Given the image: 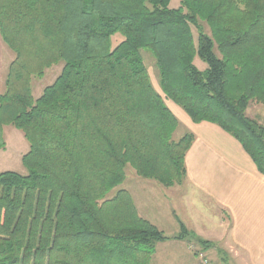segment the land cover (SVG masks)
Segmentation results:
<instances>
[{"label":"trees","instance_id":"1","mask_svg":"<svg viewBox=\"0 0 264 264\" xmlns=\"http://www.w3.org/2000/svg\"><path fill=\"white\" fill-rule=\"evenodd\" d=\"M172 1L0 0V39L15 55L0 150L6 126L29 144L26 174L0 173V264H149L171 238L127 190L110 194L126 167L165 188L185 180L194 135L175 138L166 101L232 136L264 176V126L246 116L250 102L264 103V0ZM55 65L34 98L33 79ZM180 226L172 238L191 236Z\"/></svg>","mask_w":264,"mask_h":264},{"label":"crops","instance_id":"2","mask_svg":"<svg viewBox=\"0 0 264 264\" xmlns=\"http://www.w3.org/2000/svg\"><path fill=\"white\" fill-rule=\"evenodd\" d=\"M177 108L174 115L194 135L185 156L186 178L179 186L191 236L164 234L171 239L156 245L149 264H200L195 254L199 244L192 237L212 245L204 252L215 264H264V176L232 136L209 122L192 123ZM150 190L142 187L131 194L139 215L149 209L145 218L162 232L165 217L181 223L171 207L162 213L149 202Z\"/></svg>","mask_w":264,"mask_h":264},{"label":"rangeland","instance_id":"3","mask_svg":"<svg viewBox=\"0 0 264 264\" xmlns=\"http://www.w3.org/2000/svg\"><path fill=\"white\" fill-rule=\"evenodd\" d=\"M178 5H179V0L172 1V6L174 8H177ZM117 40L119 42V39H116L114 41L115 44L118 43ZM141 56H142L145 66L147 67L151 82L154 88L159 92L158 70H157L155 59L150 53L146 52L145 50L141 51ZM14 57H15L14 52L6 44H4L2 40L0 39V94H2L5 91V79L7 76L8 67H9V64L13 61ZM196 65L198 66L200 70L205 69V65L199 61H196ZM61 68H62V65L52 66L51 68L45 71V74L42 78L33 79L32 94L34 98H37L41 94L42 90L54 81V79L59 74ZM166 104L171 109L170 111L173 114H174V111L176 112L178 111L177 106H175L171 102L166 101ZM246 116L257 121L260 125L264 126V103H256L254 101L250 102L249 107L246 110ZM186 132L187 133L189 132L186 126L182 124V122L179 121V128L175 134V138L176 139L179 138ZM3 136H4V140L6 144V152L0 153V173L1 172H16L19 174H26V169L22 165L21 157L24 154H26L29 150L28 142L24 138L23 134L12 126L4 127ZM179 186L180 185H176L172 188H165L164 186L160 185L159 183L155 181L146 180V179L138 177L135 174L133 169H131L130 167H126L124 182L122 183V185L116 188L110 195L112 196L114 192L120 188L125 189V190L127 189L128 192L129 190L133 191L131 193L129 192V194L131 195L134 192L136 194V191L137 189L139 190V188L142 189V187H149L151 189L149 191L150 194L148 195L149 202L156 209L161 210L162 213L165 212V209H170L169 207H171L174 210L175 215L183 219L181 220L182 222L181 221L180 222L185 227V229L189 231L188 229H192L191 221L187 217L186 206L184 205V201H182V198H181V193L183 189L182 187H179ZM145 191L148 193L147 189ZM180 201L182 204H180ZM177 202L179 203V207L177 206ZM143 214L145 216H148L149 209H146ZM145 216L143 218L148 220L147 218H145ZM160 225L161 226L159 228H161L163 230V234L167 236H172L173 234L181 233L180 223L178 224L174 220L169 221L165 217L160 221ZM208 246L211 248L212 245L210 246L208 244ZM209 247H207L204 250L205 251L209 250ZM198 248L201 249L202 251L204 247H201L198 245ZM205 254L208 258L212 260V258L207 253Z\"/></svg>","mask_w":264,"mask_h":264},{"label":"built area","instance_id":"4","mask_svg":"<svg viewBox=\"0 0 264 264\" xmlns=\"http://www.w3.org/2000/svg\"><path fill=\"white\" fill-rule=\"evenodd\" d=\"M195 254L200 264H214V262L206 256L204 251L198 250Z\"/></svg>","mask_w":264,"mask_h":264}]
</instances>
